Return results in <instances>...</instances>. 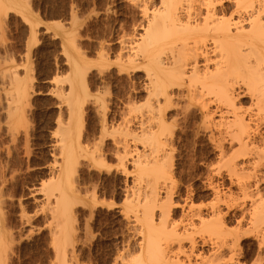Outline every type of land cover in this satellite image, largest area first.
<instances>
[{
	"label": "rangeland",
	"instance_id": "rangeland-1",
	"mask_svg": "<svg viewBox=\"0 0 264 264\" xmlns=\"http://www.w3.org/2000/svg\"><path fill=\"white\" fill-rule=\"evenodd\" d=\"M3 1L4 0H0V6L7 13L0 9V11H2L0 12V45H6L8 51L6 54L0 55V245H3L2 247L0 246V264H63L64 261L65 264H131L134 256L136 259V256L139 255L140 257L143 254L141 253L142 246L140 247V245H142L140 244L142 243L140 232L142 231L141 233H143L144 229L142 226L139 227L140 229L138 230L136 228L137 219L140 218L141 215L139 211L140 208L136 211L135 202L137 199L139 203L143 201L141 198L146 195L147 188L144 187V191L141 189V183L137 177L135 179L133 178L131 183L129 182L127 172L134 171V169L128 167V160L131 158L132 153L129 157L128 155L125 156L123 161H119L118 157H115L117 148V154L121 155L122 153L119 150L121 147H116L117 143L115 142V137L117 139L119 132L129 129L128 125L132 123L135 116L133 115L127 119L124 117L123 109L120 108V102L123 101V97L119 96L118 93L115 94V99H113L112 95H109L106 98L102 97L100 101L97 102L94 98L95 93L89 90L90 95L88 96V102L85 101L84 104L81 103V106H78L79 108L76 107L78 109V112H75V114L77 113V115H75L77 118H71V122L69 123V108L65 103H59V99L53 91L56 82L54 83L52 79H57L59 75L57 80H60L63 78V75L67 76L70 72L68 65L64 62L66 61L65 58H67L65 55L67 52H70L67 54H72L74 58L79 52H85L90 48H95L98 53H103L109 57L113 50L117 53L120 52L124 43L128 46L129 41L133 42L137 39L136 34L139 31L137 26L140 25L145 27V25L142 24L143 17L141 20L136 19V11L128 7L129 0H119V2H117V0H111L112 7L110 9L108 6V0H28L29 4L25 2L27 0H23V3H21L22 0H19L22 8L24 7V10L21 9L24 11L23 17H25L24 14L29 11L27 14L28 16L25 19L27 21L29 17L30 24L33 23L31 24L33 27H31L29 22H26L21 16L22 11L19 14V12L17 13L6 9V5L4 4L5 1ZM25 4L27 5V9L29 5L30 10L28 9V11H26ZM92 13H95L96 15H90ZM36 22L42 24L39 25ZM129 23L131 24V29L125 27ZM90 24L103 25L106 30V35L104 31H100L99 29L93 34V29L89 27ZM64 31L66 33L69 31L70 36H67ZM73 33L74 38H71V34ZM72 39L75 41L73 47L71 45L70 47L67 46ZM85 39L89 42L84 43L83 41ZM96 42L103 47L96 48ZM72 43L73 42H71V44ZM117 45H119V47H117ZM75 46L78 50L77 52H75ZM146 66L148 65H144V67ZM13 73H16V79L17 77H20L17 79V82L19 79L22 80L18 83H23L26 91H28V95L25 93V95L23 94L22 96H19L20 101L18 99L19 97L17 98V95H15L14 92L15 89L13 87L17 82ZM10 74L13 75L14 79ZM21 75L22 77L25 75L24 77L28 80L30 76V81L26 80L24 77L22 78ZM89 77L95 79V77L92 76L90 69L88 71V79ZM12 79L15 82H13ZM137 79L143 80L144 77L137 75ZM10 81L11 84H9ZM8 85L9 87H6ZM4 89H6V92L10 91L11 93H6ZM13 95L16 96L19 104L16 103V98H14L15 96ZM238 99H240V104L243 106L249 105V100H247L248 98L246 96ZM124 102L126 103V101ZM9 103H12L11 106ZM8 107L12 108L8 109ZM13 108H16V113L13 111ZM17 108L19 110H17ZM75 110L76 109H74V111ZM12 111L14 113H11L10 117L14 116L10 118L7 112ZM21 112L24 113L22 114ZM78 113L82 118L78 116ZM118 114L120 115V119H117ZM6 117L10 119H7ZM59 118H64L61 119L63 122L61 121L58 123V121H60ZM56 124L57 126L60 124L62 129L59 126L57 130ZM67 124H69L71 128L70 134L72 139L75 140L76 133L81 131L80 136L77 134V138L79 137L78 139L81 145L87 148H96L97 155L103 152L104 145H108V154L105 155V161L108 165L115 164L117 169L110 173H104L106 177H110V180L108 181L111 185L110 193L105 192L102 183L99 181V173L97 174V180L91 181L93 185L91 195L89 194L87 185H81L79 183L77 174L81 170V161L84 157L77 158L76 162L72 165L73 167L70 165V168L73 170L68 169L74 172L67 171L66 169L67 172H65L68 175L70 172L71 175H69V177L66 176L65 178V173L63 171L64 165L62 170V165L60 166L59 164H63V162L60 159L61 156H59V149L55 146V141L61 134L59 130L63 132V126L67 127ZM56 131H59L60 134L57 132L58 134H56V136H58H55L54 138V133ZM177 139L179 140L180 138L177 137ZM96 140H100L99 147L96 146ZM170 145L169 148H175V145ZM129 148L131 150L130 145ZM133 148L134 146L132 149ZM56 154H58L57 157ZM203 155L204 153L202 152L201 156ZM216 155L213 159L208 161V169L211 168L210 165L216 163ZM54 159L56 161H59L60 159V163L55 162ZM171 160L173 165L170 167V170H172L169 171V173H171L169 174L171 175L169 176L170 180L166 179L168 180H165L166 182L161 181V184H157V189H155L157 193L159 192L157 205L160 204L161 200H163L162 202H165L164 199H166V197L169 198L167 199L169 203L165 202L166 205L162 206V204L161 207L165 208L166 206L167 208L173 203L172 207L170 205V208H168L170 210L167 209L168 212H170L166 219L167 225L169 226V221L172 226L174 223L179 224L182 221L183 225L180 223L179 227H176L177 232L180 234L186 226L188 227L190 220L197 224L196 221L198 219L189 220L190 217L188 214H190V208L194 210L196 208H201L202 216L205 218L208 217L209 219L213 214H211V210L217 205L221 210L220 206L221 204H224L221 201L225 200L227 197H231L229 202L235 203L233 204L234 207L231 206L229 209L232 210L231 215L227 214V208L223 211V213L226 211V219L224 218L226 228L231 230L232 233L236 231L232 234L231 239L229 238L227 241L230 243L232 240H236L235 242H232L235 243L233 250H237L235 251V254H233V262L231 263L246 264V262L240 260V256L247 255L250 257L253 264H260V262L264 260V253H262L260 249V242H264V239L262 238L264 237V234L260 233L259 226L262 222L260 221L262 217H260L261 215H256L257 219L253 220L252 210L264 209V201L262 200L264 199V195H262L261 191H259V194L255 191V199L253 198V189L256 186L251 184V181L256 179V182L259 181L258 184L264 183V179L260 181L261 178H264V174L259 171L262 174L261 175L257 171L253 176L255 178L251 177V180H249L251 187L248 188L247 192L251 191L252 193H248V195H246L247 198L239 191L234 178L229 181V177H227V173L224 172V169L217 173L214 171L216 174L208 171V169H205L204 171H196L195 158L193 157L191 163H186L182 154H172ZM57 168L64 173L63 176L64 179H66L64 180L62 176V181L64 180L63 182L65 183L63 184L62 182L61 184L60 182L62 190L66 193L69 192L70 194H68L70 197L72 195L73 199L77 198L78 200L72 205L73 199H71L72 201L67 204V211L63 209L64 206L61 202H58V191L50 189L51 186L48 184V180H51L50 184L56 181L57 177L54 173L59 171ZM220 172L221 174H219ZM136 180H138V183ZM210 183H212V186L216 187L210 188ZM168 185H170V187ZM165 188H168V191L165 190ZM216 189H218V192ZM169 192H171V194ZM229 192L231 194H229ZM217 193L220 195L218 196ZM227 194L230 196H227ZM221 195L222 197L224 196V199ZM243 196L246 199H243ZM117 197L122 198L117 199ZM161 197L165 198L161 199ZM219 197H221L220 202L218 201ZM144 198L145 197H143V199ZM231 199H233V201H231ZM256 199L262 201L259 202ZM131 201L133 203H130ZM57 202L60 204L58 205ZM238 202L240 203L239 206L235 207ZM243 202H245L244 205H242ZM127 203L134 205V208ZM112 205H118L119 210L113 208ZM159 207L160 206H154L153 214L156 209H160ZM165 209L162 208V210ZM241 209L242 211L248 209L245 214L251 219V227H249L248 224H245L243 219H241L240 216H245L244 213L241 212ZM136 214H139L138 218H136ZM233 219H235V221L238 219L235 224L231 223ZM139 222H142L141 218ZM139 225H143V222L142 224L139 223ZM59 226L61 227L59 228ZM257 226L259 230H257ZM57 229H60V231L58 230L59 232H57ZM68 229L70 231H68ZM243 230L247 231L246 233H249L246 234ZM56 232L57 237L60 236V239L63 237L64 233H67L69 239L67 240L70 241L69 244L71 245L68 247L66 246L69 251L65 250L63 253L65 257L62 252H59L58 250L56 254L58 258H55L56 255L54 254L57 250L53 251L54 247L52 248V245L54 246L56 243L54 240L52 241L51 238H53V233L56 234ZM238 233H244L245 235L243 236ZM205 235L206 234H204V236ZM194 238L196 241L200 242V235L194 234ZM187 243V241L181 243L183 248H186V252H188L189 248V244ZM171 247L172 249L177 250V246ZM172 249L171 251L173 252L174 250ZM70 250L71 255L69 254ZM223 250L218 254L219 261L216 264H223L228 260L227 255H230V252L224 248ZM211 251H213V249L210 244L197 247V249L192 252L193 256L191 255L190 263L201 264L200 262L202 261L200 260H203V257H205L207 253L211 254ZM234 251H232V253H234ZM198 254L200 256H203L204 254L203 257L201 256L202 259H200L201 257ZM209 254L207 255L209 256ZM184 255L185 254H178L176 257L179 261H183L184 264H187ZM221 256L223 258H221ZM118 258L120 259L118 260ZM224 259L225 261L223 262ZM61 261L62 263H60ZM202 263L204 264L206 262Z\"/></svg>",
	"mask_w": 264,
	"mask_h": 264
},
{
	"label": "snow or ice",
	"instance_id": "snow-or-ice-1",
	"mask_svg": "<svg viewBox=\"0 0 264 264\" xmlns=\"http://www.w3.org/2000/svg\"><path fill=\"white\" fill-rule=\"evenodd\" d=\"M108 6L109 9L112 7L111 0H108ZM128 7L136 11L137 20H141L143 16L142 24L147 26H137L139 29L136 34L137 40L142 39L140 32H149L158 38L160 44L174 41L171 43L172 50L156 51L155 48L159 44L149 43L133 60L150 68L139 69L135 68L128 59L129 52L123 49L119 53L113 50L110 57L98 53L95 48L80 52L79 55L88 66L86 71L90 69L92 76L95 77V79L89 77L87 83L88 90L95 93L94 98L97 102L109 95L115 99V94L118 93L123 97L120 108L123 109L124 117L127 119L135 116L128 128L130 136L138 137L129 139V145H134L137 151L133 152L128 160V167H135L136 170L127 172V175L130 183L133 178L139 177L141 187L147 186L150 192L152 181L162 175L161 169L155 162L168 154L170 144L175 145L172 153L182 154L186 163H191L193 157L195 158L196 171L208 169V161L219 152V149L213 151L215 141L210 139V136L218 131H224L223 124L219 125V128L214 127V124L220 120L225 109H228V119H232V108H238L240 103L234 95L235 91L239 89L243 92L246 87L250 88L255 83L259 93L264 95V0H258V3L256 0H164L163 3L161 0H148L147 4L142 0H129ZM142 8L145 9L143 13H141ZM164 8L170 10L165 17L164 26L160 27L157 24L153 29L151 23L153 17L159 20V10ZM257 8L261 10L258 17L255 12ZM197 10L201 15L194 21L192 17ZM213 10L222 22H227V43L223 52L217 48L214 53L209 52L208 55H204L205 45L199 41L194 26L201 22L202 16V23L207 24L208 20L204 14ZM241 13H247L243 21L240 20ZM89 27L93 29V34L99 29L106 35L103 25L90 24ZM125 27L131 29V24ZM193 36H197L195 44ZM83 42L89 41L85 39ZM101 47L103 46L96 42V48ZM257 49L258 52L254 55ZM7 51L6 45H0V55L6 54ZM137 75L143 76L144 79L138 80ZM157 103L160 105L159 108ZM239 111L244 113L243 109ZM254 112L255 104L244 113V127L249 130L245 132V136L251 135L264 149V110L260 112V119L254 117ZM117 119H120L119 114ZM252 129L256 131L252 132ZM238 131L240 126H228V132ZM177 137L180 139L178 140ZM96 146H100V140H96ZM232 147H235V144ZM119 150L124 151L123 148ZM89 151L90 155L81 161L82 167L77 174L79 183L87 185L91 195L93 188L91 181L97 180L99 173V181L105 192L110 193L111 185L108 182L110 177H106L104 173L117 169L115 164L108 165L105 161L108 145H104V150L99 155L95 148L90 147ZM202 152L203 156H201ZM137 155L140 156V164L134 166L132 161ZM261 155L264 156V151ZM217 166L213 163L208 170L214 172ZM260 172L264 174V161L261 162ZM251 184L256 185L253 196L255 191H261L264 195V183L256 184L253 180ZM121 198L117 197V199ZM141 199L143 200V197ZM238 206L239 202L235 207ZM112 207L119 210L118 205ZM220 207L223 212L227 206L221 204ZM231 211L228 210L227 214L231 215ZM144 212L151 215L147 207ZM261 217L260 233L264 234V212L261 213ZM252 219H255L254 214ZM152 222L161 225L159 236L161 250L165 239L171 246H176L177 238L168 235V227L164 225L160 209H156L152 215ZM243 222L249 227L252 226L247 215L243 217ZM196 223L202 222L197 220ZM231 223L235 224V219ZM139 227L137 221V230ZM174 227L178 228L179 225ZM140 239H143V233H140ZM187 239L188 237L185 236L181 242ZM204 243H207V240ZM260 249L264 253V242L260 243ZM240 260L246 264H253L247 255H241ZM153 264H163V262L154 261ZM260 264H264V260Z\"/></svg>",
	"mask_w": 264,
	"mask_h": 264
},
{
	"label": "bare ground",
	"instance_id": "bare-ground-1",
	"mask_svg": "<svg viewBox=\"0 0 264 264\" xmlns=\"http://www.w3.org/2000/svg\"><path fill=\"white\" fill-rule=\"evenodd\" d=\"M5 1V2H4ZM3 2H4V4L6 5V9H8V10H12V11H15V12H19V14L21 13V11H22V17H23V10H24V7L22 8V6H21V3H23V0H22V2L20 3L19 2V0H4ZM21 1V0H20ZM25 2H27L28 3V0L27 1H25ZM142 2L144 3V4H147L148 3V0H142ZM161 2L163 3L164 2V0H161ZM256 2L258 3V0H256ZM26 3V4H27ZM25 4V5H26ZM29 4V3H28ZM0 5H1V3H0ZM0 9H2V7L0 6ZM21 9H23V10H21ZM25 9H27V5H26V8ZM28 9L30 10V8H29V5H28ZM28 9L26 10V11H28ZM3 10V9H2ZM5 10H3V12H4ZM145 11V9L144 8H142L141 9V13H143ZM169 9L168 8H164V9H160L159 10V20H157L156 19V17H153V20L151 21V23H152V25H153V29H155V27H156V25L157 24H159L160 25V27H163L164 26V24H165V17L169 14ZM260 9L259 8H257L256 10H255V12H256V16L258 17L259 16V14H260ZM0 12H2V11H0ZM6 12V11H5ZM7 13V12H6ZM26 13V12H25ZM29 13V11L26 13V14H24L25 15V17H23L24 18V20L26 21V17L28 16L27 14ZM201 15V13L199 12V10H197L196 11V14L192 17V19L195 21L196 20V18H197V16H200ZM204 15H206V17H207V20H208V23L207 24H203L202 23V20H203V16L201 17V22H198L194 27H195V31L197 32V35H198V38H199V41L202 43V44H204L205 45V48L203 49V53H204V55H208V53L209 52H215L216 50H217V48H219L222 52L224 51V49H225V46H226V43H227V31H226V29H227V27H228V25H227V22H222L218 17H217V14H216V12H215V10H213V11H211V12H206ZM247 16V13H241L240 14V20L241 21H243V19L245 18ZM143 17V16H142ZM144 18V17H143ZM249 18H251V17H249ZM26 22H29V24H30V21H29V17H28V20L26 21ZM36 23H38L39 25H41L39 22H36ZM31 24H33V23H31ZM30 24V25H31ZM31 27H33L32 25H31ZM145 27H147L146 25H145ZM62 31V30H61ZM32 32V31H31ZM65 32V31H64ZM71 32V31H70ZM66 33V32H65ZM64 33V34H65ZM63 34V35H64ZM66 35L67 36H70L69 35V31L66 33ZM73 35V36H72ZM140 36H141V38L142 39H140V40H134L133 42H131V41H129V45L127 46V45H125V43H124V45H123V47H121V49H123V50H127L128 52H129V56H128V59L130 60V61H132V63H133V66L135 67V68H139V67H144V65H141V64H137V63H135L134 62V60H133V58L137 55V53L138 52H143V50L148 46V44L149 43H151V44H153V45H157V44H159V46L158 47H156L155 48V50L156 51H164L165 49H167L168 51H171L172 49H171V43H174V41H172V42H170V43H167V44H160L159 43V40H158V38L154 35V34H152V33H149V32H141L140 34H139ZM64 37V36H63ZM74 38V33L73 34H71V38ZM65 38V37H64ZM69 38V37H68ZM70 39V38H69ZM196 39H197V36H193V42H194V44H195V41H196ZM64 40V39H63ZM64 42V41H63ZM71 42H73L72 44H71ZM74 40L72 39V40H70L69 41V45L67 44V46H69L70 47V45L73 47V44H74ZM126 42V41H125ZM130 42H131V44H130ZM123 43V42H122ZM64 44V43H63ZM65 45V44H64ZM66 46V45H65ZM68 47V48H69ZM65 48V47H64ZM75 49H76V46L74 47ZM64 50H66V49H64ZM195 50V49H194ZM71 51V50H70ZM78 50L76 49L75 50V52H77ZM64 52H66V51H64ZM72 52V51H71ZM258 52V49L256 50V52H254L253 54L255 55L256 53ZM67 53H70V52H67ZM65 54L66 56H67V58H65L66 59V61H64L67 65H68V67H69V70H70V72L68 73V75L66 76H64L63 75V78L62 79H60V80H57L58 79V77H59V75H58V77H57V79L55 78V79H52L53 80V82L55 83H59V84H56L55 83V86H54V92L56 93V96H57V98L59 99V103L60 104H63V103H65L66 104V106H68V108H69V111L70 112H68L69 113V116H68V121H69V123L71 122V118L73 119L74 117H76L75 115H77V113L75 114V112L77 111L78 112V109L76 108V107H78L79 105L81 106V103H85V101H87L88 100V96L90 95L89 94V90H88V71L89 70H87L86 71V68L88 67L87 66V64H85L86 62L83 60V57L82 56H80L79 54H77L76 55V57L74 58V56L71 54ZM73 53V52H72ZM80 53V52H79ZM119 53V52H118ZM103 54V53H102ZM65 57V56H64ZM209 58H211V57H209ZM205 63H207V61H205ZM146 67H150V66H146ZM16 70V69H15ZM12 72H14L13 70H11ZM11 72V73H12ZM25 72V71H24ZM8 73V72H7ZM14 74V73H13ZM16 74V73H15ZM15 74H14V76H15ZM25 74V73H24ZM27 74V73H26ZM5 75V74H4ZM9 75V74H8ZM12 74H10V76H11ZM18 75V74H17ZM28 75V74H27ZM25 76V75H24ZM23 76V77H24ZM91 76V75H90ZM2 77H4V76H2ZM8 77V76H7ZM12 77H13V75H12ZM21 77H22V75H21ZM22 77V78H23ZM65 77V78H64ZM18 78H20V77H17V79ZM21 78V79H22ZM25 78V77H24ZM28 78V77H27ZM32 78V77H31ZM6 79V78H5ZM8 79H9V77H8ZM13 79H14V77H13ZM12 79V81L13 82H15L14 80ZM17 79H16V76H15V80H16V82H17ZM26 79V78H25ZM24 79V80H25ZM4 80V79H3ZM11 80V79H10ZM26 80H28V79H26ZM55 80V81H54ZM5 81V80H4ZM19 81H22V80H18V82ZM28 81H30V76H29V80ZM32 81V80H31ZM17 82V84L13 87L14 89H15V95H17V98L19 97V96H22L23 94L25 95V93L27 94V92L28 91H26V89H25V85H23V83L21 84V83H18ZM32 83V82H31ZM4 84H6V83H4ZM9 84H11V81L9 82ZM14 84V83H13ZM29 84H30V82H29ZM27 85V84H26ZM4 86V85H3ZM13 86V85H12ZM6 87H9V85L8 86H6ZM30 87H32V86H30ZM5 88V87H4ZM12 88V89H13ZM51 88V87H50ZM53 88V87H52ZM13 89V90H14ZM5 90V92H6V89H4ZM13 90H12V92H13ZM28 90V89H27ZM30 90H31V88H30ZM7 92H10V91H7ZM6 92V93H7ZM24 92V93H23ZM51 92V91H50ZM251 93V95H246V93ZM11 93V92H10ZM31 93H32V91H31ZM9 94V93H8ZM15 95H13V96H15ZM28 95V94H27ZM26 95V96H27ZM52 95H53V93H52ZM235 97L236 98H240V97H244V96H246L248 99L247 100H249V105H247V104H245V105H247V106H243L242 104H240L239 103V105H238V108L237 107H233L232 108V112H233V117H232V119H228V109H225V111H224V113L222 114V116H221V118H220V120L219 121H217L215 124H214V127H217V128H219V125H221V124H223L224 125V131L223 132H217L216 134H214V135H211L210 136V139H214V141H215V148H214V151H215V149H219V152L217 153V160L215 159V161H216V163L215 164H217L218 166H217V168L214 170V171H216V173L217 172H219V171H223V169L225 170L224 172H226L227 173V177H229L228 179H229V181L232 179V178H234L235 179V183H236V185H237V187H238V189H239V191L241 192V194H243L244 196H246V195H248V193H252L250 190V192H247L248 191V188L249 187H251V186H249L250 184V182H249V180H251V177H253L254 175H255V172H259L260 171V166H261V162L262 161H264V156H262L261 155V152L262 151H264V149H262V147H261V145L257 142V141H255V139H253L252 138V136L251 135H249V136H245V132H247V131H249L246 127H244V125H245V115H244V113H246L247 112V109L249 108V107H251L253 104H255V112H254V117L255 118H257V119H260L261 117H260V112L262 111V110H264V95H261L260 93H259V90H258V88H257V86H256V84L255 83H253L252 85H251V87L250 88H245L244 89V91L242 92V91H240L239 89H237L236 91H235ZM8 96V95H7ZM10 96V95H9ZM55 96V95H54ZM11 97V96H10ZM253 97H255L254 99H253ZM13 98V97H12ZM14 98H16V96L14 97ZM17 98H16V103H18L19 101H20V97L18 98L19 99V101L17 100ZM22 98V97H21ZM30 98V97H29ZM29 98H27V99H29ZM56 98V99H57ZM10 99V98H9ZM14 100V99H13ZM240 100V99H239ZM18 101V102H17ZM25 101H26V97H25ZM58 101V100H57ZM88 102V101H87ZM6 103H7V100H6ZM30 103V102H29ZM28 103V104H29ZM57 103V102H56ZM242 103H243V101H242ZM10 104V103H9ZM12 104V103H11ZM11 104H10V106H11ZM19 104V103H18ZM15 105V104H14ZM27 105V104H26ZM26 105H24V106H26ZM23 106V105H22ZM63 106V105H62ZM15 107H16V105H15ZM160 107V105H159V103H157V108H159ZM9 108H12V107H8V109ZM79 108V107H78ZM21 109H22V107H21ZM24 109V108H23ZM74 109H76L75 111H74ZM239 109H243L244 110V113H242V112H240L239 111ZM12 110V109H11ZM15 110H16V108L14 109L13 108V111L15 112ZM17 110H19L18 108H17ZM60 110V109H59ZM58 110V111H59ZM63 110V109H62ZM8 111V110H7ZM7 112V114L9 115V117H10V115H11V113L13 114L14 112ZM64 111V110H63ZM82 112V111H81ZM101 112V111H100ZM16 113V112H15ZM22 113V112H21ZM24 113V112H23ZM22 113V114H23ZM21 114V115H22ZM25 115V114H24ZM61 115V114H60ZM80 115H81V113H80ZM83 115V114H82ZM14 116V115H13ZM12 116V117H13ZM67 116V115H66ZM78 116H79V113H78ZM12 117H10V118H12ZM23 117V116H22ZM60 117V116H59ZM80 117V116H79ZM78 117V118H79ZM7 118V117H6ZM10 118H7V119H10ZM57 118V117H56ZM77 118V117H76ZM80 118H82V117H80ZM60 119V121H58V120H56V121H58V123L59 122H61L62 120L61 119H64V118H59ZM19 120H20V116H19ZM23 120V119H22ZM26 120V119H25ZM131 120V119H130ZM18 121V120H17ZM28 121V120H27ZM79 121V120H78ZM102 121V120H101ZM128 121H129V119H128ZM15 122H16V120H15ZM19 122V121H18ZM22 122H24V121H22ZM63 122V121H62ZM80 122H81V119H80ZM84 122V121H83ZM125 122V121H124ZM57 123V124H58ZM66 123H68V122H66ZM78 123V122H77ZM57 124H56V129L58 130V128H59V126H60V128L62 127L60 124H59V126H57ZM75 125V124H74ZM105 125V124H104ZM230 125H234V126H240V131H238V132H228V126H230ZM67 127H64L63 126V132H61V130H59L60 131V133H59V131H56L55 133H54V138H55V136H56V134H60L59 135V137H58V139L55 141L56 142V144H55V146H57L58 147V149H59V156H61V161L63 162V164L61 163V164H59L60 166L62 165V170H63V165H64V173H65V178H66V176H68L69 177V175H71V171L73 170L72 168H70V165L72 166L73 164H74V162H76V160H77V158H79V157H85V156H89L90 155V151H89V148H87V147H84L83 145H81V143H80V141H79V137L77 138V134H79V136L81 135L80 134V132L81 131H79L78 133H76V139L74 140V139H72V136H71V134H70V125L69 124H67L66 125ZM78 126V125H77ZM81 127V126H80ZM104 127V126H103ZM74 128H75V126H74ZM105 128V127H104ZM62 129V128H61ZM80 129V128H79ZM252 132H255L256 131V129H252L251 130ZM58 132V133H57ZM115 135H117V134H115ZM58 136V135H57ZM56 136V137H57ZM129 137V138H128ZM136 139V138H138V137H135V136H130V133H129V129H125V130H123L122 132H119V134H118V136H117V139H116V137H115V142L117 143V146L116 147H118V146H120L121 148H123L124 149V151L123 152H121L120 154L121 155H118L117 154V152H118V148H117V152H116V154H115V157H118V160L119 161H123V158H125V156H127L128 155V157H129V155L131 154V153H133V152H136L137 151V149L135 148V146H134V148L132 149V147L133 146H130L131 147V150H130V148H129V144H128V141H129V139ZM114 142V141H113ZM114 142V143H115ZM54 144V143H53ZM227 144V147H225V145ZM233 144H235V147H232V145ZM170 146H172V145H170ZM174 147H170L169 148V152H168V154L164 157V158H162V159H159V160H157L156 162H155V164L156 165H158L159 166V168L161 169V171H162V175H161V177L159 178V179H154L153 181H152V183H151V185H150V187H151V191L149 192L148 190L146 191V195L145 196H143V197H145L144 199H143V201H141V203H139V201H138V199H137V203L135 202V207H136V211H138V209L140 208V215H141V221L143 222V225H140V227L142 226L143 227V229H144V232H143V239L141 240L142 241V243H140V244H142V245H140V247L142 246V248H141V253H143L140 257H139V255L138 256H136V259H135V256H134V259H133V262L131 263V264H153V262L154 261H162L163 262V264H184L183 263V261H179V259L176 257V256H178V254H185L184 255V257L186 258V261H187V264H191L190 263V258H191V255L193 256V250H196L197 249V247H199V246H206L207 244H210L211 246H212V249H213V251H211V254H209V253H207V254H209V256L207 255V257H206V255H205V257H203L204 256V254H203V260H200V261H202V262H206V263H204V264H216V263H218V261H219V257H218V254L219 253H221L222 252V250H223V248L224 249H227L229 252H230V255L228 256L227 255V261H225V259L223 260V262L225 261L226 263H231V262H233L232 261V259H233V254H235V251L237 250H233V246H234V244L235 243H232V242H235V241H231L230 243L229 242H227L228 241V239L230 238L231 239V236H232V234L233 233H235V232H233L232 233V231L231 230H228L227 228H226V223H225V214H226V211H225V213H223L221 210H220V208H219V206L217 205L216 207H212L213 209L211 210L212 212H211V217H209V219H208V217L207 218H205V217H203L202 215L203 214H201V208H196L195 210L194 209H192V208H190L189 209V213L190 214H188L189 215V220L190 219H198L199 221H201L202 223L201 224H195L194 222H191V220H190V222L188 223V222H186V223H188L187 225H188V227L186 226H184L185 228L183 229V232L182 233H178L177 232V228L176 227H174V226H176V225H180V223H181V225H183L182 224V221L179 223V224H173V226H172V224H169V222H168V224H169V226L167 225V223H166V219H167V216H169L168 215V213H170V212H168V210H170V209H168V208H170L169 206L171 205V207H172V204H170L167 208H166V206H165V208L164 207H161V205L162 206H164V205H166V203H169L168 202V200L167 199H169L168 197H166V195L168 194L167 192V194L165 195V197H166V199H164V201L166 202H162L163 200H161V199H158V200H161L160 201V204L159 205H157L158 204V202H157V198H159V192L157 193L156 191H155V189H157V184H161V181L163 182H166V181H168V180H166V179H169L170 180V178H169V176H171V175H169V174H171V173H169V171H171L170 170V167H171V165H173V163H172V149H173ZM96 149V148H95ZM97 150V149H96ZM98 152V151H97ZM99 154V153H98ZM57 155L58 154H56V157H57ZM118 155V156H117ZM132 155V154H131ZM130 155V156H131ZM58 159V158H57ZM60 159H59V161H60ZM54 161L55 162H59V161H56L55 159H54ZM79 162V161H78ZM213 162V161H212ZM60 163V162H59ZM121 163V162H120ZM119 163V164H120ZM132 163H133V165L134 166H139V164H140V156L139 155H137V157H136V159L135 160H133L132 161ZM172 163V164H171ZM212 164V163H211ZM54 165H56V164H54ZM124 165V164H123ZM122 165V166H123ZM209 165V164H208ZM121 166V167H122ZM211 166V165H210ZM210 166H209V168H210ZM73 167V166H72ZM75 167V166H74ZM55 168V167H54ZM60 168V167H59ZM59 168H57L58 170H59ZM72 169L71 171L69 170V169ZM66 169H67V171H70L69 172V175L66 173L67 171H66ZM132 169H134V171L136 170V168L134 167V168H132ZM166 169V170H165ZM66 171V172H65ZM125 171H126V169H125ZM209 171V170H208ZM72 172H74V171H72ZM61 170H59L57 173H54V175L57 177L56 178V181L55 180H53V178H51L53 181H55L54 183H51L50 184V182H51V180H48L49 182H48V184L51 186V188L50 189H52V190H55V191H58V193H59V195L57 196V198L59 199V201L58 202H61V204L64 206L63 207V209H65L66 210V207L68 206L67 204L69 203V202H71L72 200L71 199H73V197H72V195H71V197L69 196V194L68 193H66L64 190H62V188H61V186H60V182H61V184H62V182L64 181V180H66V179H64V176H63V174H64ZM215 173V172H214ZM215 173V174H216ZM225 173V174H226ZM260 173V172H259ZM52 174V173H51ZM58 174V175H57ZM67 174V175H66ZM73 174V173H72ZM219 174H221V172L219 173ZM224 174V173H223ZM261 174V173H260ZM262 175V174H261ZM52 176V175H51ZM62 176H63V181H62ZM222 176V175H221ZM260 176V175H259ZM208 177V176H207ZM210 177H212V176H210ZM50 178V177H49ZM209 178V177H208ZM250 178V179H249ZM253 178H255V177H253ZM135 179V178H134ZM137 179L139 180V177H137ZM259 179H260V177H259ZM262 179H264V178H261V180L260 181H262ZM138 180H136V182L138 183ZM166 180V181H165ZM210 180V179H209ZM233 180V179H232ZM256 180V179H255ZM211 181V180H210ZM66 182V181H65ZM68 182V181H67ZM171 182H172V180H171ZM258 182L259 181H257L256 182V184H258ZM133 183H134V181H133ZM231 183V182H230ZM54 184V185H53ZM63 184H65L64 182H63ZM162 184H164V183H162ZM167 184H168V182H167ZM172 184V183H171ZM176 184V183H175ZM217 184V183H216ZM221 184V183H220ZM233 184H234V182H233ZM139 185V184H138ZM210 185V186H209ZM208 186L210 187V188H213L214 186H212V183H210ZM213 185H215V184H213ZM230 185V184H229ZM254 186H256L255 184H253ZM53 186H54V188H53ZM140 186V185H139ZM138 186V187H139ZM169 187H170V185H168ZM173 186V185H172ZM253 186V187H254ZM62 187H63V185H62ZM162 187V186H161ZM160 187V188H161ZM168 187V188H169ZM176 187V186H175ZM216 187V186H215ZM214 187V188H215ZM140 188V187H139ZM146 188H147V186H146ZM145 188V189H146ZM167 188V189H168ZM219 188V187H218ZM141 189H143V188H141ZM159 189V188H158ZM166 188H165V190H167ZM171 189H172V187H171ZM170 189V190H171ZM252 189V188H251ZM71 190V189H70ZM161 190V189H160ZM174 190V189H173ZM214 190V189H213ZM217 190V192H218V189H216ZM72 191V190H71ZM143 191H144V189H143ZM163 191H164V189H163ZM168 191V190H167ZM215 191V190H214ZM230 191V190H229ZM216 192V191H215ZM165 193V192H164ZM170 194H171V192H169ZM256 193H258L259 194V191H257ZM72 194H73V192H72ZM134 194V193H133ZM141 194V193H140ZM158 194V195H157ZM218 194V196L220 195L219 193H217ZM224 194V193H223ZM229 194H231L230 192H229ZM229 194H227V196H230ZM144 195V194H143ZM225 195H226V193H225ZM74 196V195H73ZM141 196H142V194H141ZM169 196V195H168ZM217 196V197H218ZM243 196V197H244ZM249 196H251V195H249ZM253 196V195H252ZM76 197V196H75ZM170 197V196H169ZM221 197H222V195H221ZM221 197H219L218 198V201L220 202L221 201ZM226 197V196H225ZM247 197V196H246ZM223 199H224V196L222 197ZM230 198L231 197H227L225 200H223V201H221L222 203H224L227 207V209L229 210L230 208H231V206L232 207H234V205L233 204H235L234 202H229L230 201ZM232 198H234V197H232ZM248 198V197H247ZM249 198H251V197H249ZM254 199H255V196L253 197ZM262 198V197H261ZM260 198V199H261ZM264 198V197H263ZM48 199H50V198H48ZM134 199V198H133ZM243 199H246L245 197L243 198ZM61 200V201H60ZM136 200V199H135ZM170 200H171V198H170ZM169 200V201H170ZM248 200V199H247ZM257 200V199H256ZM263 201H264V199H262ZM262 200H260V201H262ZM56 201H57V199H56ZM73 201H75V202H73ZM73 201H72V205H74L73 203H76V201H78L77 200V198L76 199H73ZM133 201V200H132ZM130 202V203H133V202ZM231 201H233V199H231ZM253 201V200H252ZM255 201V200H254ZM257 201H259V200H257ZM259 201V202H260ZM57 202V204L59 205L60 203H58ZM157 202V203H156ZM236 202V201H235ZM216 203V202H215ZM244 203L245 202H243V204L242 205H244ZM250 203V202H249ZM127 204H129V203H127ZM141 204V205H140ZM240 204V203H239ZM251 204V203H250ZM263 204V203H262ZM66 205V206H65ZM216 205V204H215ZM237 205V204H236ZM248 205V204H247ZM252 205V204H251ZM129 206H134V205H130L129 204ZM128 206V207H129ZM154 206H160L159 208L161 209V211H162V214H163V219H164V225H166L167 227H168V235L169 236H175L176 238H177V250L175 251L174 249H172V247H171V245L168 243V240L167 239H165V243H164V245H163V247H162V250H161V246H160V244H159V236H160V233H161V225L159 224V223H153L152 222V215H154L153 214V209H154ZM177 206H178V204H177ZM201 206V205H200ZM199 206V207H200ZM127 207V208H128ZM145 207H147V209H148V211L151 213V215H149V214H146L145 212H144V209H145ZM195 207V206H194ZM242 207V206H241ZM245 207V206H244ZM131 208V207H130ZM134 208V207H133ZM162 208L163 209H165V210H162ZM260 208V207H259ZM168 209V210H167ZM211 209V208H210ZM243 209H245V208H243ZM250 209V208H249ZM263 209V208H262ZM239 210V209H238ZM246 210H248V209H246ZM246 210L245 211H242V209H241V212H243L244 213V215H246L245 214V212H246ZM254 210V209H253ZM252 210V216H253V214L255 215V219H257V216L256 215H261V213L262 212H264V209L263 210H261V209H259V210H255V211H253ZM62 211V210H61ZM67 211V210H66ZM69 211V210H68ZM181 211V210H180ZM251 211V210H250ZM63 212V211H62ZM61 212V213H62ZM70 212V211H69ZM222 212V213H221ZM248 212V211H247ZM173 213V212H172ZM232 213V212H231ZM251 213V212H250ZM67 214V213H66ZM234 214V213H233ZM240 214H242V213H240ZM239 214V215H240ZM139 215V214H138ZM137 214H136V218H138L139 216H138ZM171 215V214H170ZM181 215V214H180ZM179 215V216H180ZM183 215V214H182ZM185 215V214H184ZM187 215V214H186ZM172 217V216H171ZM241 217V219H243V216H240ZM261 217V216H260ZM140 218H138L137 220L138 221H140ZM225 218V219H224ZM261 219V218H260ZM259 219V220H260ZM135 220V219H134ZM180 220V219H179ZM183 220V219H182ZM186 220V219H185ZM187 220H188V218H187ZM238 219H236V221H237ZM251 220V219H250ZM255 221H257V220H255ZM260 221H262V219L260 220ZM142 222H139V223H141L142 224ZM177 222V221H176ZM179 222V221H178ZM239 223V222H238ZM237 223V224H238ZM259 223V222H258ZM171 225V226H170ZM185 225V224H184ZM62 226V225H61ZM61 226H59V228L61 227ZM65 226V225H64ZM254 226V225H253ZM259 226H260V224H259ZM57 227V226H56ZM145 227V228H144ZM230 227V226H229ZM65 228V227H64ZM236 228V227H235ZM70 229V228H69ZM68 229V231H70ZM140 229V228H139ZM182 229V228H181ZM60 231V229H57V232H59ZM65 230V229H64ZM257 230H259L258 229V226H257ZM55 231H56V229H55ZM140 231V230H139ZM244 231V230H243ZM57 232H56V234H54L53 233V238H51V240L53 241H55V243H56V245H52V248L54 247V250L53 251H55V250H57V251H55V254L54 255H56L57 254V252H58V250H59V252H62V254L65 252V250H68L67 248H66V246L68 247L69 245H71V244H69V242L70 241H68L69 239H68V236H67V233H64V235H63V237L60 239L59 237H57ZM64 232V231H63ZM67 232V231H66ZM142 232V231H141ZM140 232V233H141ZM247 231H244V233H246ZM257 232H259V231H257ZM256 232V233H257ZM241 233V232H240ZM240 233H238V234H240ZM244 233H242V234H240V235H245ZM249 233V232H248ZM248 233H246V234H248ZM182 234V235H181ZM194 234L195 235H200V237H201V239H200V242H198V241H196L195 240V238H194ZM204 234H206L205 236H204ZM259 234V233H258ZM257 234V235H258ZM54 235H55V237H54ZM69 235V234H68ZM235 235V234H234ZM262 235V234H261ZM188 237V239H187V244H189V248H188V252H186V248L184 247L183 248V246H182V240H183V238L184 237ZM237 236V235H236ZM239 236V235H238ZM196 237V236H195ZM235 237V236H234ZM246 237V236H245ZM259 237V236H258ZM69 238H70V236H69ZM236 238V237H235ZM263 239H264V237H262ZM68 239V240H67ZM71 239V238H70ZM234 239V238H233ZM239 239V238H238ZM262 239V240H263ZM205 240H207V243H204V241ZM261 240V239H260ZM237 241H239V240H237ZM68 242V243H67ZM261 243V242H260ZM68 244V245H67ZM238 245V244H237ZM1 246V245H0ZM3 246V245H2ZM1 246V247H2ZM5 246V245H4ZM5 248V247H4ZM7 248V247H6ZM204 248V247H203ZM208 248V247H207ZM171 249L172 250H174L173 252L171 251ZM72 250V249H71ZM71 250H70V252H69V254L71 253ZM210 250V249H209ZM69 251V250H68ZM224 251V250H223ZM232 251H234V253H232ZM210 252V251H209ZM227 252V251H226ZM228 252V253H229ZM202 253V252H201ZM200 253V254H201ZM61 254V255H62ZM68 254V255H69ZM216 254V255H215ZM66 255V254H65ZM71 255V254H70ZM124 255V254H123ZM199 255V254H198ZM221 255H223V254H221ZM63 256H64V254H63ZM62 256V257H63ZM119 256V255H118ZM182 256V255H181ZM200 256V255H199ZM200 256V257H201ZM65 257V256H64ZM123 257V256H122ZM121 257V258H122ZM138 257V258H137ZM202 257L200 258V259H202ZM55 258H58L57 257V255L55 256ZM117 258V257H116ZM125 258V257H124ZM133 258V257H132ZM131 258V259H132ZM193 258V257H192ZM206 258V259H205ZM221 258H223L222 256H221ZM261 258V257H260ZM67 259V258H66ZM120 258H118V260H119ZM126 259H127V257H126ZM123 260H125V259H123ZM184 260V259H183ZM221 260V259H220ZM237 260V259H236ZM67 261V260H66ZM128 261V260H127ZM199 261V260H198ZM260 261V260H259ZM53 262V261H52ZM69 262V261H68ZM123 262V261H122ZM181 262V263H180ZM202 262H200L201 264H203ZM224 262V263H225ZM55 263V262H54ZM56 263H57V261H56ZM60 263H62V261L60 262ZM130 263V262H129ZM223 263V264H224ZM225 263V264H226ZM229 263V264H230ZM2 264V263H1ZM6 264V263H5ZM63 264H65V261L63 262ZM67 264V263H66ZM70 264V263H69ZM121 264H123V263H121ZM128 264V263H127ZM193 264V263H192ZM194 264H197V263H194ZM232 264V263H231ZM239 264V263H238Z\"/></svg>",
	"mask_w": 264,
	"mask_h": 264
}]
</instances>
